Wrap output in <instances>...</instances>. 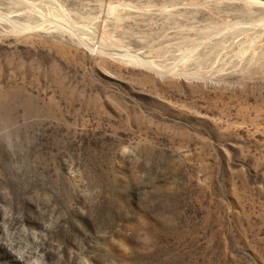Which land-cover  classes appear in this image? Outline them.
Instances as JSON below:
<instances>
[{
	"label": "rangeland",
	"instance_id": "1",
	"mask_svg": "<svg viewBox=\"0 0 264 264\" xmlns=\"http://www.w3.org/2000/svg\"><path fill=\"white\" fill-rule=\"evenodd\" d=\"M0 264H264V0H0Z\"/></svg>",
	"mask_w": 264,
	"mask_h": 264
}]
</instances>
